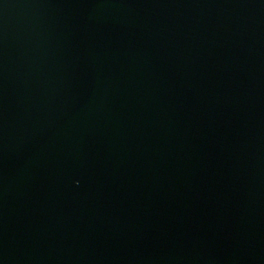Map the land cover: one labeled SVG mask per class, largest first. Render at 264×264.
<instances>
[{"label": "water", "instance_id": "water-1", "mask_svg": "<svg viewBox=\"0 0 264 264\" xmlns=\"http://www.w3.org/2000/svg\"><path fill=\"white\" fill-rule=\"evenodd\" d=\"M0 264H264V0H0Z\"/></svg>", "mask_w": 264, "mask_h": 264}]
</instances>
